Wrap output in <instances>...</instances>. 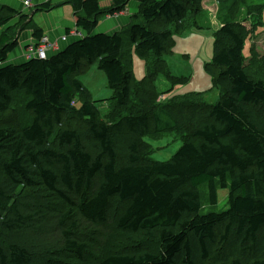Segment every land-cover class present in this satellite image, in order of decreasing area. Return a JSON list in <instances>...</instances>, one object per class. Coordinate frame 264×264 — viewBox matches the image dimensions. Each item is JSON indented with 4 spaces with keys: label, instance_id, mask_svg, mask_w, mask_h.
I'll list each match as a JSON object with an SVG mask.
<instances>
[{
    "label": "trees",
    "instance_id": "16d2710c",
    "mask_svg": "<svg viewBox=\"0 0 264 264\" xmlns=\"http://www.w3.org/2000/svg\"><path fill=\"white\" fill-rule=\"evenodd\" d=\"M112 1L113 13L131 0ZM203 1L139 0L143 22L108 34L94 33L99 0H70L87 35L20 64L7 62L19 46L12 23L29 15L0 6V114L20 92L30 114L21 127L0 120V264H264V75L249 64L256 54H244L248 20L223 14L214 32L205 66L221 88L216 103L191 93L177 96L176 112L122 113L164 94L155 84L162 73L188 81L171 76L163 57L175 29L190 18L197 26ZM131 45L145 60L140 80ZM94 63L113 91L106 117L77 77ZM69 113L86 128L68 125ZM165 133L184 143L154 160L147 138ZM219 186L229 187V207L203 213L202 188L217 204Z\"/></svg>",
    "mask_w": 264,
    "mask_h": 264
},
{
    "label": "rangeland",
    "instance_id": "374dc122",
    "mask_svg": "<svg viewBox=\"0 0 264 264\" xmlns=\"http://www.w3.org/2000/svg\"><path fill=\"white\" fill-rule=\"evenodd\" d=\"M202 8L203 10L200 11L195 19L197 26L193 27L190 25L193 22L191 21L192 18H190L183 30L178 31L173 27L175 29V46L170 55L163 57V61L171 72V76L179 79H188V81L186 83L173 84L172 80L162 73L155 78V84L159 91L165 93L157 96L155 101L148 106L142 108L134 104L127 110L122 111V113H126L129 110L163 112L164 109L176 112L182 102V98L177 96L191 93L204 94V97L210 103H216L221 94V88L215 86L212 76L206 70L205 64L212 60L214 32L220 26L223 14L229 18L236 17V19L248 20L249 24L254 27L250 38L247 40L245 56L247 60H250L251 56L256 54V63L249 61V64L258 67L255 75H264V0H204ZM194 14L195 12L192 10L190 17H193ZM142 22V18H133V24ZM130 26H125L123 30H127ZM2 31L4 30L0 31V35ZM130 49L134 75L140 80L146 74L145 60L134 51L133 45H131ZM77 77L89 90L92 99L98 101L96 104L102 111L103 116L106 117L109 107L106 99L113 94L106 73L94 63L78 73ZM25 99L26 97L22 92L18 93L10 110L0 114V120L17 127L24 125L25 120L28 121V116L30 115L24 107ZM185 105L182 104L181 107ZM65 122L79 130L86 128V122L72 113L65 116ZM147 140L151 142L147 149L148 153H151L150 156L154 160L159 161L169 160L184 143V139L175 133H165L158 137L147 138ZM217 192L218 203L211 204L208 202L206 189L202 188L203 213L220 212L229 207V187L222 188L219 186Z\"/></svg>",
    "mask_w": 264,
    "mask_h": 264
},
{
    "label": "crops",
    "instance_id": "0c3cea01",
    "mask_svg": "<svg viewBox=\"0 0 264 264\" xmlns=\"http://www.w3.org/2000/svg\"><path fill=\"white\" fill-rule=\"evenodd\" d=\"M34 4L30 7L24 5L23 0H0V6L7 5L14 9L29 15L32 20L26 25L20 26L18 23L22 17L15 20L12 24L15 25L16 39L19 46L10 53L8 57V64H20L26 61V53L32 45L37 44V39L34 37V28H41L44 34L49 35L51 39L59 44V50H62L69 43L76 39L87 35V32L81 30L76 25L75 8L70 0H57L53 2L50 9H37L38 5H42L44 0H33ZM103 13L100 16L98 27L94 33H108L124 31L125 26L133 24V18H142L140 16V2L139 0H131L123 10L111 12L113 7L112 0H99ZM56 4V5H55ZM32 13H34L33 16ZM27 19V20H29ZM30 24V25H29ZM3 30V29H1ZM0 30V31H1ZM67 35V40H62V36ZM79 36V37H78ZM247 43L245 44L246 47ZM57 51H50L49 56L56 54ZM245 54V49H244ZM146 66V65H145ZM146 75V74H145Z\"/></svg>",
    "mask_w": 264,
    "mask_h": 264
},
{
    "label": "built area",
    "instance_id": "2783aa9c",
    "mask_svg": "<svg viewBox=\"0 0 264 264\" xmlns=\"http://www.w3.org/2000/svg\"><path fill=\"white\" fill-rule=\"evenodd\" d=\"M57 0H44V3L55 2ZM24 5L30 7L34 4L33 0H23ZM68 36H62V40H67ZM59 50V44L57 41L50 38L49 35L44 34L38 41L37 45H32L29 51L26 53V58H40L46 59L49 56L50 51Z\"/></svg>",
    "mask_w": 264,
    "mask_h": 264
},
{
    "label": "bare ground",
    "instance_id": "6f19581e",
    "mask_svg": "<svg viewBox=\"0 0 264 264\" xmlns=\"http://www.w3.org/2000/svg\"><path fill=\"white\" fill-rule=\"evenodd\" d=\"M78 37H79V36H78ZM39 40H40V39H39ZM39 40H38V41H39ZM38 41H37V43H38ZM36 45H37V44H36ZM34 58H35V57H34ZM29 59H31V58H26V60H29Z\"/></svg>",
    "mask_w": 264,
    "mask_h": 264
},
{
    "label": "water",
    "instance_id": "95a60500",
    "mask_svg": "<svg viewBox=\"0 0 264 264\" xmlns=\"http://www.w3.org/2000/svg\"><path fill=\"white\" fill-rule=\"evenodd\" d=\"M34 15V13H32V15L31 16H33ZM32 20V17H30V19H29V21H31Z\"/></svg>",
    "mask_w": 264,
    "mask_h": 264
}]
</instances>
